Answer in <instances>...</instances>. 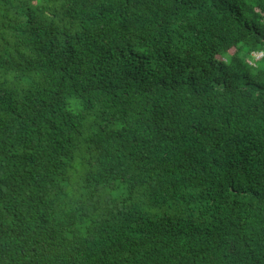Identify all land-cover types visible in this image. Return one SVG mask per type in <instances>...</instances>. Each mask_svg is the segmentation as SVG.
<instances>
[{
    "label": "trees",
    "instance_id": "obj_1",
    "mask_svg": "<svg viewBox=\"0 0 264 264\" xmlns=\"http://www.w3.org/2000/svg\"><path fill=\"white\" fill-rule=\"evenodd\" d=\"M0 264H264V0H0Z\"/></svg>",
    "mask_w": 264,
    "mask_h": 264
},
{
    "label": "rangeland",
    "instance_id": "obj_2",
    "mask_svg": "<svg viewBox=\"0 0 264 264\" xmlns=\"http://www.w3.org/2000/svg\"><path fill=\"white\" fill-rule=\"evenodd\" d=\"M254 57H261L262 55L261 54H253Z\"/></svg>",
    "mask_w": 264,
    "mask_h": 264
}]
</instances>
